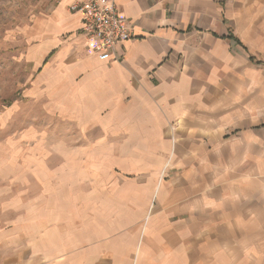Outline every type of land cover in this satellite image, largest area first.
<instances>
[{
  "label": "crops",
  "instance_id": "0c3cea01",
  "mask_svg": "<svg viewBox=\"0 0 264 264\" xmlns=\"http://www.w3.org/2000/svg\"><path fill=\"white\" fill-rule=\"evenodd\" d=\"M71 2L43 21L47 49L79 52L120 133L146 135L130 148L155 151L132 193L137 264H264V0H117L134 31L121 61L93 53ZM75 229L62 243L53 218L14 219L0 264H91Z\"/></svg>",
  "mask_w": 264,
  "mask_h": 264
},
{
  "label": "rangeland",
  "instance_id": "374dc122",
  "mask_svg": "<svg viewBox=\"0 0 264 264\" xmlns=\"http://www.w3.org/2000/svg\"><path fill=\"white\" fill-rule=\"evenodd\" d=\"M62 2L0 0V226L53 218L62 243L76 228V252L91 264H137L129 245L145 220L134 227L132 193L155 151L130 148L146 135L120 133L118 109H101L90 74L75 69L79 52L47 49L39 32Z\"/></svg>",
  "mask_w": 264,
  "mask_h": 264
},
{
  "label": "built area",
  "instance_id": "2783aa9c",
  "mask_svg": "<svg viewBox=\"0 0 264 264\" xmlns=\"http://www.w3.org/2000/svg\"><path fill=\"white\" fill-rule=\"evenodd\" d=\"M69 10L82 15L81 33L102 60H122L119 47L134 37L133 26L117 0H72Z\"/></svg>",
  "mask_w": 264,
  "mask_h": 264
}]
</instances>
